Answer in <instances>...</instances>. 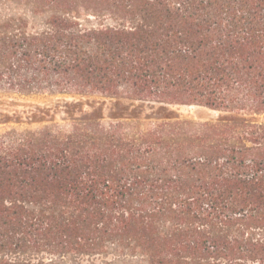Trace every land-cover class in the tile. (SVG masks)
Masks as SVG:
<instances>
[{"label":"trees","instance_id":"trees-1","mask_svg":"<svg viewBox=\"0 0 264 264\" xmlns=\"http://www.w3.org/2000/svg\"><path fill=\"white\" fill-rule=\"evenodd\" d=\"M0 91L224 113L2 135L0 264H264V0H0Z\"/></svg>","mask_w":264,"mask_h":264},{"label":"rangeland","instance_id":"rangeland-1","mask_svg":"<svg viewBox=\"0 0 264 264\" xmlns=\"http://www.w3.org/2000/svg\"><path fill=\"white\" fill-rule=\"evenodd\" d=\"M66 103H80V107L71 108L76 111L75 115L64 112ZM80 108L83 113L79 112ZM85 113L96 118L102 117L105 122L118 118H138L146 126L176 116L217 119L224 115L223 112L204 106L172 105L100 95H18L0 91V137L15 130H38L54 124L63 130H70L73 127L72 117L81 118Z\"/></svg>","mask_w":264,"mask_h":264}]
</instances>
